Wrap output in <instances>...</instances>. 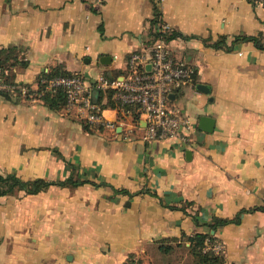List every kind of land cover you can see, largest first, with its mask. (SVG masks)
I'll list each match as a JSON object with an SVG mask.
<instances>
[{
	"label": "crops",
	"instance_id": "obj_1",
	"mask_svg": "<svg viewBox=\"0 0 264 264\" xmlns=\"http://www.w3.org/2000/svg\"><path fill=\"white\" fill-rule=\"evenodd\" d=\"M161 19L174 57L197 69L172 96L197 126L189 143L143 139L141 115L121 105L103 107L115 127L86 129L65 106L0 94L2 173L87 180L0 195V264H193L197 234L223 244V264H264V49L213 45L264 35L263 1L0 0V49L19 48L18 82L36 88L61 67L94 88L151 54Z\"/></svg>",
	"mask_w": 264,
	"mask_h": 264
},
{
	"label": "built area",
	"instance_id": "obj_2",
	"mask_svg": "<svg viewBox=\"0 0 264 264\" xmlns=\"http://www.w3.org/2000/svg\"><path fill=\"white\" fill-rule=\"evenodd\" d=\"M95 1L100 3L103 0ZM258 1L264 2V0ZM168 28L169 25L166 22L159 20L151 54L139 51L131 54L128 77L109 78L100 75L95 85L100 90L115 89L114 98L121 100L122 103L137 106L144 122L143 139L178 137L181 141L189 143L197 126L190 115L174 102L172 94L193 81L197 69L194 64L174 57L168 39ZM9 73L8 66L0 64V91L2 92L36 100L42 99L47 90L56 91L61 88L66 94L67 110L74 111L94 126H116L114 121L105 119L102 103L99 100L93 101V87L87 84L80 73L43 78L45 88L42 90H39L38 86L33 88L17 80H8L6 76ZM212 248L221 250L223 244L215 243Z\"/></svg>",
	"mask_w": 264,
	"mask_h": 264
},
{
	"label": "trees",
	"instance_id": "obj_3",
	"mask_svg": "<svg viewBox=\"0 0 264 264\" xmlns=\"http://www.w3.org/2000/svg\"><path fill=\"white\" fill-rule=\"evenodd\" d=\"M157 8V7H156ZM244 39V40H252L254 43L259 47L264 49V35L262 33L258 35H242L236 36V38L232 41L231 44L226 43V38H221L220 40L213 43L216 47H224L227 49H231L232 45L235 40ZM25 63L24 60H21L19 57V48L17 47H6L0 49V64L7 65L9 71H11V67L13 64ZM78 72H68L63 70L61 67H57L53 72H43L38 77V88L42 90L45 88V83L42 82L43 78H51L58 75H69ZM8 80H15L13 74L11 72L6 76ZM115 89L108 88L106 90L108 101L106 104H103L101 101V97L99 96V101L104 105H111V106H123L126 109H136L137 106L135 104H128L122 103L121 100L114 98L113 93ZM0 94H7V92L0 91ZM42 99L45 103H47L50 107H60L65 106L66 103V94L63 89L59 88L56 91L47 90L42 96ZM137 114L140 112L137 110ZM84 126L86 129H91L90 123L84 120ZM98 127H102L99 125ZM85 179L81 176H75L71 174L70 176L61 179V180H51L43 177H36L34 179H23L17 174L14 173H2L0 171V195L13 193L16 190H24L28 193H36L42 189L47 188L52 184H59V185H73L77 186L83 184ZM93 184L97 185L98 183L93 182ZM238 220V217L236 218ZM228 219H219L218 223L226 222ZM213 227H216V224H213ZM191 241V252L194 255V263L193 264H223L224 263V256L221 252L215 251L213 248H207L208 244L204 240V237L201 234H197L196 236L189 237ZM211 241L215 240V237L212 235L209 238ZM215 243V242H213ZM124 264H135L134 258L131 257L127 262Z\"/></svg>",
	"mask_w": 264,
	"mask_h": 264
},
{
	"label": "water",
	"instance_id": "obj_4",
	"mask_svg": "<svg viewBox=\"0 0 264 264\" xmlns=\"http://www.w3.org/2000/svg\"><path fill=\"white\" fill-rule=\"evenodd\" d=\"M148 67H150V65ZM198 87L200 89H202V90H208L207 84H204V83H199ZM99 96H100V88L94 87L92 89V99H93V101L97 102L99 100ZM172 96H174V94H172ZM199 126H200V128H202V129H204L206 131L213 130L214 118H212L210 116H206V115L201 116Z\"/></svg>",
	"mask_w": 264,
	"mask_h": 264
}]
</instances>
